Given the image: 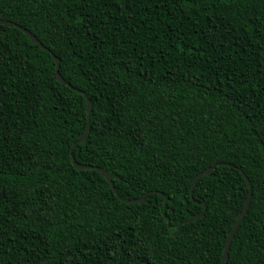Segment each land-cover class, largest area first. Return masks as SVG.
I'll return each instance as SVG.
<instances>
[{
  "label": "trees",
  "instance_id": "16d2710c",
  "mask_svg": "<svg viewBox=\"0 0 264 264\" xmlns=\"http://www.w3.org/2000/svg\"><path fill=\"white\" fill-rule=\"evenodd\" d=\"M0 18L49 49L0 24V264H224L238 168L228 264H264V0H0Z\"/></svg>",
  "mask_w": 264,
  "mask_h": 264
},
{
  "label": "water",
  "instance_id": "95a60500",
  "mask_svg": "<svg viewBox=\"0 0 264 264\" xmlns=\"http://www.w3.org/2000/svg\"><path fill=\"white\" fill-rule=\"evenodd\" d=\"M0 24H7V25H11V26H15V27H18L19 29L22 30L23 33H25L30 39L31 41H33L34 43L38 44L41 48L43 49H47L49 50L47 47H45L36 37L35 35L31 34V32H29L28 29H26L25 27L13 22V21H10V20H6V19H1L0 18ZM55 62H56V68H55V74H56V78L63 82V83H67L63 77L60 75L59 71H58V64H59V59L57 56H55L54 54H52ZM80 92H82L84 94V97L86 99V109H87V124L85 125V130L83 131L81 137L77 140V142H82L84 141L88 134H89V127H88V124L90 122V119H89V115H90V111H91V102L89 100V98L86 96V94L79 90ZM76 143L73 144V146L75 145ZM73 148V147H72ZM71 159H72V163L74 165V167H76L77 169H83V168H96L102 175H104V177L106 178V180L109 182V184L111 185V188L113 190L114 193L117 194V191H116V187L113 183V180H112V175L110 173H108L107 171H105L102 167H98V166H93V165H90V164H83V163H78L75 158L73 157L72 155V149H71ZM217 164H226V165H230L232 166L231 163H226V162H219ZM212 167H208L202 171H200L199 173H197V175L195 176V178L193 179L192 181V184H191V188H190V194L192 193L193 191V187H194V184L196 182V179L203 175V174H207L211 171ZM239 171L242 173V175L244 176V178L247 180V183H248V193H247V197L245 199V202L243 204V207L242 209L240 210L238 216L236 217V219H234V223L233 225L231 226L230 230H229V233L227 235V238H226V241H225V244H224V249H223V252H222V255H221V258H222V261L224 262V264H228V251H229V246H230V243H231V239L233 237V234L235 232V230L237 229L239 223L241 222V219L244 217V215L246 214L247 210H248V207H249V203H250V199H251V183L250 181L248 180V177L245 175V173L243 172V170L241 168H238ZM146 194V193H145ZM122 201H125V202H141L144 200V195L140 196V197H136V198H123V197H119ZM165 201H166V197L164 196V199H163V206L165 205ZM164 219L169 221L168 220V216L164 215ZM191 219H185L179 223H177L175 226L178 227L180 226L181 224H185L187 222H189ZM177 234V233H175ZM142 261L138 262L137 264H141Z\"/></svg>",
  "mask_w": 264,
  "mask_h": 264
}]
</instances>
